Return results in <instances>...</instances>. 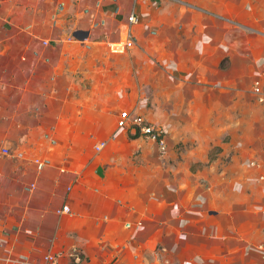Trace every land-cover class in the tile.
Segmentation results:
<instances>
[{
    "label": "crops",
    "instance_id": "1",
    "mask_svg": "<svg viewBox=\"0 0 264 264\" xmlns=\"http://www.w3.org/2000/svg\"><path fill=\"white\" fill-rule=\"evenodd\" d=\"M81 2L75 29L86 40L58 37L52 4L28 37H1L0 25V264L47 254L58 264H264L255 249L264 240L263 199L190 207L172 198L164 219L153 204L147 215L112 161L126 128L115 108L90 100L136 89L143 64H170L201 92H241L258 81L264 93V0ZM132 10L128 48L117 25ZM98 139L106 144L97 151Z\"/></svg>",
    "mask_w": 264,
    "mask_h": 264
},
{
    "label": "rangeland",
    "instance_id": "2",
    "mask_svg": "<svg viewBox=\"0 0 264 264\" xmlns=\"http://www.w3.org/2000/svg\"><path fill=\"white\" fill-rule=\"evenodd\" d=\"M60 3H64L61 8ZM51 4L55 5V18L61 20L63 32L58 37L75 38V21L84 14L81 0H0L1 37L30 36L27 26L36 27ZM67 5L75 7L77 14H73V8L68 11ZM29 7L35 11L30 12ZM123 25L125 20L117 25L119 43L129 48L133 45L131 28L124 40ZM116 39L113 41L118 42ZM169 65L161 69L143 64L136 89L117 94L96 92L90 98L95 108L104 109L109 104L117 117L129 111L162 133L160 144L137 131L132 134V126H127L123 136L114 140L118 154L112 161L127 174L125 178L131 184L127 197L134 192L147 215L157 206V216L162 219L172 198L184 197L190 207L216 198L222 202L264 200L261 183L256 179L258 170L249 165L262 156L264 149V100L252 94L253 85H246L241 92L223 87L217 93L215 89H189L191 86L184 85L181 75ZM225 65L222 61L221 67ZM101 142L106 141L98 139L94 144Z\"/></svg>",
    "mask_w": 264,
    "mask_h": 264
},
{
    "label": "built area",
    "instance_id": "3",
    "mask_svg": "<svg viewBox=\"0 0 264 264\" xmlns=\"http://www.w3.org/2000/svg\"><path fill=\"white\" fill-rule=\"evenodd\" d=\"M138 22V17L134 10H132L128 16L125 25L122 26V34L123 38L125 40V36L128 38L130 34V29L132 25L136 24ZM123 40V41H124ZM127 41V40H126ZM125 41V42H126ZM251 92L253 95L257 96L260 101L264 100V93L263 90L259 84L258 81H256L252 88ZM117 125L119 127H127L132 126L134 127L140 134L144 135L148 139H151L152 141H156L160 144H163V137H160L162 135L161 131H159L157 128H155L153 125L147 123L139 117L138 115L132 114L129 111L121 112ZM160 137V138H159ZM105 143L101 142L96 145V150H100L102 147H104ZM163 147V146H162ZM3 154H8L7 149L1 150ZM41 167V163L38 164ZM250 166H253L258 170L257 174V180L264 183V149L262 150V156L259 158H255L254 160L250 161ZM61 211L68 212L69 208L68 206H63L61 208ZM255 249L259 252H261L264 256V240L260 241L256 246ZM264 263V259H263ZM33 264H58L57 259L54 255L47 254L44 256L42 261L35 262Z\"/></svg>",
    "mask_w": 264,
    "mask_h": 264
},
{
    "label": "water",
    "instance_id": "4",
    "mask_svg": "<svg viewBox=\"0 0 264 264\" xmlns=\"http://www.w3.org/2000/svg\"><path fill=\"white\" fill-rule=\"evenodd\" d=\"M73 35L75 36V38L83 40L87 37L88 32L83 30H76Z\"/></svg>",
    "mask_w": 264,
    "mask_h": 264
},
{
    "label": "trees",
    "instance_id": "5",
    "mask_svg": "<svg viewBox=\"0 0 264 264\" xmlns=\"http://www.w3.org/2000/svg\"><path fill=\"white\" fill-rule=\"evenodd\" d=\"M160 137H162V135H161ZM160 137H159V138H160Z\"/></svg>",
    "mask_w": 264,
    "mask_h": 264
}]
</instances>
